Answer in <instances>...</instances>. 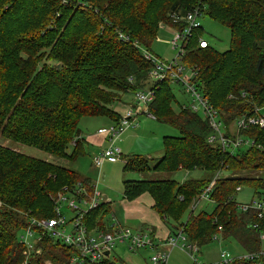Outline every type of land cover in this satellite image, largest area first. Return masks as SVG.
Wrapping results in <instances>:
<instances>
[{
    "label": "trees",
    "instance_id": "obj_1",
    "mask_svg": "<svg viewBox=\"0 0 264 264\" xmlns=\"http://www.w3.org/2000/svg\"><path fill=\"white\" fill-rule=\"evenodd\" d=\"M0 0V137L36 148L59 160L74 161L84 155L79 120L108 118L119 122L114 105L125 94L148 85L151 63L130 43L117 41L126 33L140 47L149 49L171 16H184L204 6L206 16L230 32L229 49L218 53L209 45L198 46L202 28L187 43L184 61L197 69L200 88L228 123L264 104V0ZM150 112L168 123L178 136L163 138V155L153 159L137 156L123 162L124 172L173 173L203 170L227 172L210 191L211 212L185 211L211 179L126 180L128 200L147 193L153 208L170 222L172 234L181 231L196 246L211 243L213 235L233 239L242 250L261 247L258 232L248 225L252 213H241L233 193L237 187L264 192V128L245 134L254 147L230 154L207 143L208 126L197 114L179 107L169 82L155 84ZM224 114L226 116H224ZM74 143V146L72 145ZM246 174V175H244ZM90 181L75 170L18 153L0 144V264H22L24 248L17 234L28 218L51 219L53 195L63 187ZM104 203L85 215L91 229L99 225ZM33 264H69L72 253L54 240H43ZM78 264V263H76ZM83 264V263H82ZM107 264H124L115 259ZM228 264H264L233 261Z\"/></svg>",
    "mask_w": 264,
    "mask_h": 264
},
{
    "label": "built area",
    "instance_id": "obj_2",
    "mask_svg": "<svg viewBox=\"0 0 264 264\" xmlns=\"http://www.w3.org/2000/svg\"><path fill=\"white\" fill-rule=\"evenodd\" d=\"M70 0H62L69 3ZM77 4H81V0ZM205 7H195L192 12L184 16H171L173 26L160 27L168 28L174 32L173 38L168 45L175 51L172 59L159 60L150 52L143 51L137 41H132L128 34L117 32V41L130 43L133 47L142 51L144 60L151 63L148 73V85L143 89H137L133 93V101L127 105L121 113L119 122L113 123L106 129L99 130V133L108 136V148L103 152L94 155L92 166L101 169L108 158H120L121 152L115 146L120 141L122 134L126 130L137 129L139 126L138 117L145 116L149 119H155L150 112L151 104L155 99V84L169 82L171 86H180L187 96L182 109H186L193 114L199 115L208 126L207 143L221 149L223 153H235L242 147H254V141L245 134V131L251 128H264V104L262 106H253L252 109L240 114L238 117L228 123L220 111L209 103L208 98L200 88L197 69L190 66L184 57L186 55V45L192 38L196 29L200 28L198 19L205 11ZM202 28V27H201ZM198 46L207 48V44L202 38H198ZM74 146V143L72 144ZM220 173V172H218ZM216 175L197 197L190 204V212L193 213L201 201H210V191L215 184ZM91 186L90 194L80 182L74 187H63L54 194L53 211L54 216L51 219L28 218L25 226L18 232L17 241L24 248L25 259L22 264H33L32 259L41 253L40 246L43 240L50 239L59 243L64 248H68L72 253L69 264H107L111 262V252L116 244H126L128 250L135 251L140 249H153L154 243L149 231H133L128 227L113 225L110 230H101L96 228L92 230L85 224V215L100 204L101 195ZM240 187L235 188V192H240ZM212 203V202H211ZM66 204V210L62 207ZM237 210L241 213H252L254 221L250 222L248 227L258 232L261 247L255 252L244 251L243 255L232 256L229 253L221 252L219 260L214 264H228L233 261H261L264 260V192L256 194L248 203L237 204ZM70 215V218L66 217ZM69 228V231L67 229ZM219 233L213 235V240H219ZM182 244V245H181ZM167 247L173 248L180 246L189 251L192 264H204L198 262L194 256L198 252L195 244L187 241L181 231L177 235L169 236L166 242ZM168 260L167 252H158L151 259L152 263L166 264ZM50 264V263H44Z\"/></svg>",
    "mask_w": 264,
    "mask_h": 264
},
{
    "label": "rangeland",
    "instance_id": "obj_3",
    "mask_svg": "<svg viewBox=\"0 0 264 264\" xmlns=\"http://www.w3.org/2000/svg\"><path fill=\"white\" fill-rule=\"evenodd\" d=\"M198 22L204 31L202 40L205 41L209 47L218 53H222L229 49L230 32L224 25L216 23L209 16H206L204 12L201 17H199ZM165 26H168V24H165L164 27ZM158 32L157 38L149 45V49L143 47V51L145 50L150 52L153 57L159 60H170L175 56V51H173V49L168 45V42L173 38L174 32L170 29L168 30L167 28L160 29ZM170 90L175 97V102L171 104L172 109L174 112H178L179 107L181 108L180 105H184L186 103L187 96L184 94V91L180 86H171ZM132 101L133 94H125L121 99V103L119 102L113 107L117 108L119 111L118 113L121 114L126 108L125 104L129 105ZM117 109H115L116 112ZM224 116L226 115L224 114ZM138 121L139 127H137L136 131L126 130V132L122 134L121 140L115 145L119 148V150H122V158H126V155L129 154H135L131 157L141 156L146 158L148 155L150 157L156 156L155 158H158L159 156L161 157L164 151L162 143L163 138L166 136L175 137L179 135L178 131L168 123L158 122L157 120L149 119L145 116H139ZM108 125H110L108 118L84 117L79 120L78 128L81 137L93 138V134H95L98 128H107ZM0 144L6 145L15 152L26 154L32 158H38L49 163L51 162L63 167H69L72 170L77 171L84 178L90 179L92 181V186L95 185V191L102 195L100 203L105 202L104 200L106 198L113 201V203L120 200L124 195L122 185L126 180L145 179L153 181L172 179L175 180L176 183L180 184L184 180L211 179L216 175L218 177H225L227 175V172L225 173L224 171L221 173L210 174L200 169L190 172L185 170L173 173L152 171L151 173L136 174L135 172H124L123 161L120 158H108L102 165L103 167L101 171L96 167L93 168L91 162L93 156L103 152L106 148H108V144H106L105 148L100 149L95 143H90V145L84 147L85 155L79 156V158L74 161L59 160L52 155L41 152L36 148L33 149L31 147L12 143L7 140L2 141L1 137ZM244 149L246 148L242 147L239 150H236L235 153L239 154L238 152L243 151ZM258 176H264V173L260 172L258 173ZM256 194L257 193L252 191L249 187H241L240 192L233 193V198L237 204L248 203L252 198L256 197ZM212 209V203L201 201L193 214L196 215L200 211H206L209 213ZM63 210H66V204L62 207V211ZM187 211L188 214H190V208L187 209L185 213ZM70 215L72 214H66V217L70 218ZM182 220L183 217L181 218V221ZM67 231H69V228ZM218 236L221 238L220 235ZM223 240L224 239L221 238L220 240L201 246L202 248L199 250L201 253L197 255L199 262L204 263L207 261L209 263H214L217 259L219 260L218 256L221 252L229 253L232 256L243 255L244 250L239 248L240 246L233 239H228L224 242ZM41 248L42 246H40V249ZM111 253V259H113L116 255L119 260L125 264H154L151 262V259L155 257L158 252L148 248L131 251L128 250L126 244H116ZM201 254H204V257ZM205 256H208V258ZM170 262H168V264H170Z\"/></svg>",
    "mask_w": 264,
    "mask_h": 264
},
{
    "label": "crops",
    "instance_id": "obj_4",
    "mask_svg": "<svg viewBox=\"0 0 264 264\" xmlns=\"http://www.w3.org/2000/svg\"><path fill=\"white\" fill-rule=\"evenodd\" d=\"M125 106L127 107V104H125ZM115 109H117V108H115ZM118 112L119 111L117 109V113ZM153 120H155V119H153ZM109 121H110V125L114 123L111 120H109ZM110 125H108V126H110ZM102 129H106V128H102V127L98 128L96 130L95 134H93V138L81 137L80 131H79V137L82 139L83 151H84V147L87 145H90V143H95L97 145V147H99L100 149L106 147V144H108L107 143L108 136H106L105 134L99 133V130H102ZM131 130L136 131V129H131ZM126 149H128V148H126ZM120 152H121L120 159H122L123 162L128 160V158H131V156L135 155V154H129V155H126V158H122V156H123L122 150H120ZM84 155H85V151H84ZM155 157L156 156H152V157H150L149 155L146 156L147 159H153L154 161L157 159ZM158 158H160V156ZM102 167H101V169H102ZM93 168H95V166H93ZM101 169H100V171H101ZM100 171H99V173H100ZM178 171H182V170H178ZM78 174H80V173H78ZM87 180L91 182L90 183V187H91L92 181L90 179H87ZM131 181H133V180H131ZM134 181H137V180H134ZM184 181H182V182H184ZM182 182L180 184H182ZM122 187H123V185H122ZM101 197H102V195H101ZM104 201L105 202H102V203H104V205L106 206L105 210H107V212L104 214V216L101 220V222H102L101 224H103V227L105 230H110V228L113 225H115V227H117V226L125 227L126 226L133 231H139V230L149 231L150 236H151L153 243H154V248L152 250H156L157 252H167L168 253V260H167L166 264H168V262H170L171 259L172 260H171L170 264H192V259H191L190 253H189V251H187L185 249V247L184 248L181 247L182 244L180 246L173 247V248L167 247L166 242L169 239V236L177 235L179 233V231L176 234H172V230H173L172 227L173 226L170 225V222L169 223L166 222L165 219H163V217H161L156 212V210L153 208L154 200H152V197L149 194L142 193L141 195H139V197H137L136 199H133V200H128L123 195L120 200H117L114 203H113V201H111L108 198H106ZM212 204H213V202H212ZM188 215L189 214L187 211L185 213V215L183 216V220ZM96 228L101 229V227L99 225L98 226L95 225V227H93L91 229L95 230ZM221 238H222V236H221ZM221 238L219 237V240ZM213 241H217V240H213ZM213 241H211V243ZM224 241L225 240H223V242ZM196 247L198 248V252L195 253L194 256L197 258V255H199L201 253V251H199V250L202 247L201 246H199V247L196 246ZM201 255H203V257H204V254H201ZM208 256H205V257L208 258ZM219 256H220V254H219ZM113 259L119 260V258L116 255L114 256ZM217 261H218V259H217ZM217 261H215V262H217ZM198 262H199V260H198ZM204 264H214V263H211V262L209 263V262L205 261Z\"/></svg>",
    "mask_w": 264,
    "mask_h": 264
}]
</instances>
